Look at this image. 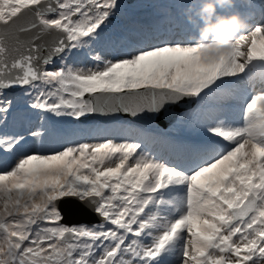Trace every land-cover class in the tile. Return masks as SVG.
Returning <instances> with one entry per match:
<instances>
[{
	"label": "snow or ice",
	"instance_id": "obj_1",
	"mask_svg": "<svg viewBox=\"0 0 264 264\" xmlns=\"http://www.w3.org/2000/svg\"><path fill=\"white\" fill-rule=\"evenodd\" d=\"M118 7V0H0V264H264V87L240 101L241 121L210 118L187 163L107 137L41 150L29 139L44 137L43 124L7 130L15 88L25 90L26 108L79 120L156 113L206 99L231 78L264 81V22L250 26L242 17L230 41L137 40L111 59L92 52V67L69 64L66 53L91 52L104 38ZM22 10L34 19L21 31L37 35L13 56L8 29ZM53 30L56 39L42 41ZM148 94L146 107L126 103ZM68 197L87 200L101 222L63 224L58 204Z\"/></svg>",
	"mask_w": 264,
	"mask_h": 264
},
{
	"label": "rangeland",
	"instance_id": "obj_2",
	"mask_svg": "<svg viewBox=\"0 0 264 264\" xmlns=\"http://www.w3.org/2000/svg\"><path fill=\"white\" fill-rule=\"evenodd\" d=\"M250 1L255 2V4L250 5ZM198 2L203 3L204 0H189L187 2L185 0H131L130 2H127V0H118L119 7L115 10V14L110 20L109 28L106 30L111 35H113L114 38L106 37L104 39L105 42L108 43L109 41L112 42L113 40L114 45L112 47L109 46L102 51H100L97 47H95L96 49L94 47H91V52L88 49H84L88 51L87 54H89V57L83 56L81 59L73 58L74 56H78L82 51L78 53H66L67 62L69 64H74L77 67H92V61L90 59L92 52L98 53L111 59L117 56L120 51L125 50L127 44L130 41L143 40L145 42L152 43L165 41L193 43L199 41L200 37H194L195 39L189 37L186 38L185 34L181 33L180 30L177 29V25L181 23L180 19H178L179 22H177V19L170 18L167 16V14H165L166 12H168L167 9H170L179 14L183 11H186V15L188 16L197 15L202 5V3L199 5ZM189 10H192L193 12L196 11V13L189 14ZM233 11L239 13L240 16H242V18L250 26H254L260 22H264V0H230V6L226 5L225 7L217 8V13L222 15H231ZM149 14H151L152 16L160 17V26H162V33L158 37H155V35L153 34V30L155 27L150 25L151 23L146 20ZM156 30L159 31L160 29L158 30V28H156ZM118 35H120V38L122 40L116 38L118 37ZM59 63L60 61L57 58L56 64ZM51 67H53V65H49V68ZM231 79L233 80V83L226 85L230 93L228 92V90L224 91V96H222L217 101L211 99L212 96H214V93H212L213 95L211 96H207L206 99L194 97L196 103L190 108L186 107L184 109L183 107L186 106V104H188L189 102L187 98H184V100L179 103V105L181 104V110L179 113H177L176 120H174L171 124H168L166 128H162L156 124L139 125L142 123L134 122L127 118L115 119V117L118 115L117 111H112L110 113L107 112L104 117L106 118L105 122H99L94 119L82 121L80 119L76 120L74 117L55 116L54 114L49 113L50 119L59 125V127H54L57 135L53 137L52 131L48 128H44V130H46V134L44 135V137L42 139H37L34 144L31 139H29V147L47 150L59 148L61 145L76 142L95 143L105 137L115 138L117 140L127 139L140 142L143 145L144 150L149 155L159 158L161 161H168L170 163H173L176 159L175 156H178L181 153H174L172 159H170L165 155L167 151L164 147L165 145L163 146L162 144L160 145L158 143L160 142V140H154V142H157L154 144H151V142H147V138H145L146 135L143 133L144 129H159L161 130V132L166 134L181 136L183 138V141L179 142H186L187 131H190L189 123L193 115H195L194 113H198V111L202 109L199 107L204 106H208V108L202 114L201 120L196 123L199 127H204L205 123L214 116H220L221 118H227L237 122L241 121L242 115L238 114L239 111L231 110L230 114H228L227 107H230V104L234 100L235 95L241 93L243 94V92L249 90L257 93L261 90L262 87H264V83L255 79L257 82L251 83L245 86L242 90H239L246 82L247 78L240 80H237L236 78ZM222 89L224 90L225 87ZM12 94H14L16 102H20L19 104L17 102V110L14 113L10 114L8 123L12 121L19 112V114L21 115H19L21 124H19L16 131H26L29 128H38L42 124L41 120L45 112L40 110L32 111V109L25 107V104L28 102V97L25 95V90L23 88L19 89L18 91H13ZM147 96L151 98L150 94H148ZM71 124H79L82 126V133L79 136L70 135L63 130L64 127H66L65 125ZM47 125L48 124H46L45 126ZM117 125L119 126L115 130L116 134L113 135V133L111 132V128L116 127ZM128 126L131 128V134H129L128 132ZM139 127L144 129H139ZM123 132H126V135H123ZM78 200L80 199L75 197L63 198L61 200L66 201L65 207L68 209V211L72 212L71 216L68 215V218L62 217V223L68 226H91L100 223L102 218L98 214L96 219H94V215L90 216L91 222L76 221V218H74L76 217L75 212H77L80 208ZM84 201L88 202L87 200ZM173 259H175V257H173Z\"/></svg>",
	"mask_w": 264,
	"mask_h": 264
},
{
	"label": "bare ground",
	"instance_id": "obj_3",
	"mask_svg": "<svg viewBox=\"0 0 264 264\" xmlns=\"http://www.w3.org/2000/svg\"><path fill=\"white\" fill-rule=\"evenodd\" d=\"M185 1L187 2L189 0H185ZM198 3L200 5L202 2H198ZM249 4L253 5V4H255V2L250 1ZM167 11L168 12H166L165 14H167L168 17L177 19V22H179L178 19H180L182 24L179 23L177 25L178 26L177 29H179L181 33L185 34L186 38H188V37L189 38L199 37V28L201 27L202 21H201L198 14L193 15V16H188V15H186V11H183L180 14L176 13L175 11L170 10V9H167ZM188 13L194 14V13H196V11L193 12L192 10H189ZM233 13H236V12L233 11L232 14ZM164 15H161V16H164ZM146 20H148L151 23L150 25L155 27L153 30V32H155L154 35L155 36L161 35V33H162L161 27L162 26H160V17L152 16L151 14H149ZM156 28H158V30L159 29L160 30L157 31ZM120 34H121V31H120ZM106 37L114 38L113 35H111L108 31H106L104 34V38L102 40H100L99 42L92 44L91 47H94V48L97 47L100 51L108 48L109 46L112 47L114 45L113 44L114 41L113 40H112V42L109 41V43L105 42L104 39ZM116 38L121 39L120 35H118V37H116ZM81 51L82 52H80V54L78 56H74L73 59H77V58L81 59L83 56L89 57V54H87L88 53L87 50H81ZM254 71L258 74L260 71L259 66L255 67ZM255 78H259V75H257ZM262 82H264V81H262ZM251 83H255V81L254 80H251V81L246 80V82L243 84V86L239 90H242L245 86H247ZM227 90H228V87L225 86L224 90L221 88L219 90L212 92V93H214V96H212L211 99L216 100V101L219 100L222 96H224V91H227ZM212 93H210L208 96L213 95ZM187 100L190 101V99H187ZM17 102L19 104L20 101H17ZM195 103H196V100L194 101V104ZM199 108H202V109L200 111H198V113H194L195 115H193V117L189 123L190 131H187L186 142H179V141H183V138L181 136H177V135H173V134H166V133L161 132V130H159V129H146L145 130L144 128H141V127H139V129H144L143 133L146 135L145 138H147V142H151V144H154V143H157V142H154V140H160V144H162L163 146L165 145L168 154H174L176 152L181 151L182 149H187L189 154L193 155V154H195V152L197 150V146L200 144L201 140L203 139V137L205 135V133L203 132V126L199 127L196 123H198L201 120L202 114L204 113V111L207 110L208 106L199 107ZM21 113H22V110H21ZM19 115L20 114L18 112V115H16L15 118L8 123V126H7L8 131L11 132V131L17 130V127L19 126V124H21V120H20L21 115L20 116ZM41 123L43 124L44 128H48L52 131L53 137H55L57 135L54 127H59V125L50 119L49 113H44V115L42 116ZM46 124H48V125L45 126ZM65 126L66 127H64L63 130L70 135L79 136L82 133V126L79 124H71V125H65ZM118 126L119 125L111 128V132L113 133V135L116 134L115 130ZM123 128H124V126H123ZM128 132H129V134H131V128L130 127H129ZM123 135H126V132H123ZM166 135H168L171 138H169ZM145 138H143V139H145Z\"/></svg>",
	"mask_w": 264,
	"mask_h": 264
},
{
	"label": "water",
	"instance_id": "obj_4",
	"mask_svg": "<svg viewBox=\"0 0 264 264\" xmlns=\"http://www.w3.org/2000/svg\"><path fill=\"white\" fill-rule=\"evenodd\" d=\"M131 0H127V2H130ZM34 19L32 15L27 11V10H22V13L19 15V18L16 21V24L12 26L10 29H8V38L6 40L7 48L9 53L11 55L15 56L18 55L17 52L13 51L14 49L20 47L22 44H27L29 41L33 39L37 35L35 30H24L21 31L22 28H26L27 25ZM4 28L3 26H0V32H3ZM57 37V33L53 30L49 33L43 34L41 39L44 42H47L49 44L52 43ZM19 41V43H18ZM23 51V48L20 49ZM21 88H15L12 90L13 91H18ZM190 99L188 104L184 106L183 108L185 109L186 107L190 108L191 106L194 105L195 98H187ZM151 98L148 96L143 97V98H137L135 100L131 101H126L128 106L132 109L136 108L137 104L147 106L150 103ZM192 101V102H191ZM181 105V104H180ZM179 104H167L165 107L156 113H145V112H140L138 115H132L131 112H123L119 111L117 112V116L115 119H120V118H128L131 121L138 122V123H144V124H150V123H156L157 125L161 126L162 128H166L168 124H171L174 120H176L177 113L180 112L181 106ZM112 112V111H111ZM110 113V112H108ZM107 114V113H105ZM105 114H92L88 115L86 117L80 118L82 121H88V120H97L99 122H105L106 118ZM65 202L66 201H60L58 204L59 210L62 214L63 218H68V215L71 216L72 212L68 211V209L65 207ZM78 203L80 205V208L78 209L76 213V221H85V222H91V215H94V219L97 217V213L94 212L93 206L89 204V202L78 200Z\"/></svg>",
	"mask_w": 264,
	"mask_h": 264
},
{
	"label": "clouds",
	"instance_id": "obj_5",
	"mask_svg": "<svg viewBox=\"0 0 264 264\" xmlns=\"http://www.w3.org/2000/svg\"><path fill=\"white\" fill-rule=\"evenodd\" d=\"M226 5L230 6V0H204L198 11V15L202 21L201 27L199 28L200 39L210 41L212 43L230 41L233 38V36L245 26L246 22L241 18L239 13H233L231 15H222L217 13L218 7L222 8L225 7ZM154 33L155 32H153V34ZM255 79L261 81V79L259 78H254L255 82H257ZM243 93L255 94V92L252 90ZM150 124H156V123H150ZM158 143L160 144V142ZM187 151L188 150L185 149L181 150L182 152L181 159L182 156H184V153H188ZM182 161H186V160L182 159Z\"/></svg>",
	"mask_w": 264,
	"mask_h": 264
}]
</instances>
